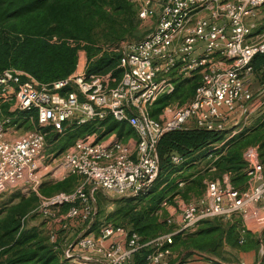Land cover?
I'll return each instance as SVG.
<instances>
[{"label":"built area","instance_id":"obj_1","mask_svg":"<svg viewBox=\"0 0 264 264\" xmlns=\"http://www.w3.org/2000/svg\"><path fill=\"white\" fill-rule=\"evenodd\" d=\"M129 2L139 22L153 19L154 26L142 40L122 43V76L115 87L106 88L102 78L87 81L77 68L67 79L51 84H40L13 69L0 73V105H8L10 114L29 115L27 120L38 127L9 139L14 120L0 108V196L26 187L40 199L36 211L48 219L69 205L62 220L85 225L62 251L63 258L75 264H133L134 256L143 250L148 251L146 264H163L172 255L173 236L193 231L203 221L245 215L252 205L264 204V180L243 191L228 181H209L203 197L186 204L176 219L166 220L175 229L172 233L143 242L137 233L112 225L102 226L97 235L90 232L94 192L127 198L152 186L159 172L157 146L164 135L184 130L190 123L195 129L217 132L237 127L264 97V85L255 93L249 88L255 77L252 61L264 55V32L257 40H249L264 0ZM194 75L200 81L190 100L165 107L157 119L150 116L156 100L175 91L176 76ZM67 88L71 90L62 94ZM108 117L132 130L134 145L114 133L82 136L60 161L67 175L82 177L83 184L72 193L39 196L47 138L63 135L70 123L80 127ZM250 153L244 157L249 180L263 171L257 153ZM172 162L180 160L172 157ZM56 240V235H49L51 244Z\"/></svg>","mask_w":264,"mask_h":264},{"label":"trees","instance_id":"obj_2","mask_svg":"<svg viewBox=\"0 0 264 264\" xmlns=\"http://www.w3.org/2000/svg\"><path fill=\"white\" fill-rule=\"evenodd\" d=\"M136 22H139L136 8L129 0H0V73L13 69L26 73L40 84H51L73 75L78 65V54L84 52V79L102 78L106 88H113L122 76L120 48L101 49L97 46L96 34L101 33L100 40L108 45H120L133 33ZM252 66L255 77L264 85V55H257ZM197 85L189 79L179 82L171 95L156 100L150 108V116L157 119L161 111L174 102L184 104L193 97ZM69 90H63L62 94ZM0 108L3 115L12 117L14 121L27 120L29 116L8 113L6 104ZM96 126L103 130L100 137L113 133L130 135L132 132L129 127L109 117L96 122ZM95 127L76 126L90 133ZM229 135L226 130L217 132L195 128L164 135L157 146L159 172L156 180L146 191L131 197L144 203V207L129 218L135 208L125 204L123 210L119 209L113 215L128 217L129 231L147 242L161 234V222L155 215L161 204L176 205L177 198L189 201L201 197L204 180L222 181V177L227 176L233 188L239 191L246 189L249 165L244 158L245 151L255 149L257 161L264 167V111L250 127L234 136ZM194 155H197L196 159H193ZM172 157H177L179 164H174ZM197 161L198 165L193 164ZM77 180V177L69 176L61 182L42 185L39 193L46 198L55 193H72ZM180 184L184 189L179 188ZM37 202L36 195L27 198L13 196L0 206V264H75L62 256L67 242L57 237L51 244L49 236L40 229L24 226L23 221L35 210ZM69 207L64 205L61 208L67 212ZM96 219L94 217L90 232H93ZM236 228H231V236ZM211 232L219 233L216 236L221 233L220 228L215 227L197 233L196 239L190 237L185 240L178 234L172 237L171 247L175 249L178 244L180 248L186 247L188 243L199 248ZM147 254V250L136 254L133 264H146Z\"/></svg>","mask_w":264,"mask_h":264},{"label":"rangeland","instance_id":"obj_3","mask_svg":"<svg viewBox=\"0 0 264 264\" xmlns=\"http://www.w3.org/2000/svg\"><path fill=\"white\" fill-rule=\"evenodd\" d=\"M153 26H154V20L153 19H149L147 21H142V22H136V27H135L133 33L126 37L125 41H123L124 44L135 43V42L142 40L145 37L146 32H148ZM96 37H97L96 40L98 39V42H97L98 45L97 46L103 50L112 49L115 47L121 48L123 46L121 42H120L121 43L120 45H116V46L108 45V44L104 43L103 41L100 40L102 36H101V33H99V32L96 34ZM78 60H79L78 61V65H79L78 70H81V68L83 67V64L86 60V55L84 52H79ZM189 80L192 83H199L200 77H199V75H194L193 77H190ZM262 111H264V97L260 101V106L254 111V113H252V115H250V117L248 119H246L245 121H242L237 127L231 128L230 130L226 129V131L230 132L229 136H234V135L238 134L242 129L250 127L251 124L256 120L257 116L260 115ZM226 128H228V126ZM36 130H38V127L34 121L17 119L15 121H13L12 129H11V132H10V135L8 138L14 139V138L22 136L28 132H33ZM82 130H83V128H76V126H74V124L70 123L67 125L66 132L62 136H58L59 140L56 143H54L53 135H50L48 137L46 147H45L44 152H43L45 159L42 162L43 163V170H41L40 175H44V177L41 180L40 186L50 185L53 183L61 182L67 178L68 175L66 174V172H64L62 169H60L61 168V161H60L61 156L66 152V150L68 148H70L73 145V143L77 139L81 138L84 135L90 134V132L88 130L87 131L84 130V132ZM233 132L235 133L234 135H232ZM116 136L118 139H120L122 141H126L129 136L134 137V134L128 135L126 133H123L122 136H119L117 134H116ZM252 151H253V153H254V151L256 152L255 149H252V148L247 149L244 153V157L247 154L249 155V152L252 153ZM46 157H49V158H46ZM257 163L260 165V163L258 161H257ZM201 168H203V165L200 167V169ZM83 182H84V179L79 178L77 180L76 184L72 188L73 189L77 188L78 186L82 185ZM179 188L184 189V185H179ZM85 189L88 191L91 189V187L85 186ZM204 189H205V186H204ZM38 194H39V196L42 197V195L39 193V190H38ZM31 195H36V194L29 192L26 187L10 189L0 196V206L9 202V199L13 196H15V197L20 196V197H24V198L26 197L27 198L28 196L31 197ZM92 196H93V200L91 201V204H92V207H93L94 213H95L94 217L97 218L96 224L93 226L92 234H94V235H97L99 229L104 225H112L114 227H122V228L129 231L131 229L129 222H128L129 218L133 217L134 215H137V213H139L138 211H140L141 208L144 207V203L141 204L140 202L135 201L134 198H131V197H127V198L121 197L120 198V197L114 196L112 194L103 193L101 191L94 192V194ZM36 197L38 198V202L36 203V205L34 207L35 210L28 216V218H26L23 221L24 226L25 227H37L46 236H49L50 234H54L58 238H60L63 242H65L66 240L64 238V232L61 230V226L63 224H70L69 222H65L64 220H62L66 211L63 208H61L59 210L58 214L55 215V218H53V219L45 218L41 214H39L38 211H36V209L38 208V206L40 204L39 197L37 195H36ZM193 199L195 200L196 198H191L189 201H184L181 198H177L175 200V202H176V206L178 205V209L175 206L174 207L177 209V212L179 213V210L182 209L183 206H185L189 202H192ZM119 200H125V201L123 203H116ZM125 204L129 205V207L135 208L129 214L130 215L129 218L128 217L123 218L122 215H119V216L113 215L117 210H119V209L123 210L124 207H126V206H124ZM159 210H163V209L160 208ZM249 213H250V215H249V218H250V217H254L256 212L252 208H250ZM260 216L261 215H259L258 217H260ZM263 217H261V218H263ZM249 218L247 215V219H249ZM256 218L257 217H254V219H256ZM167 219L168 218H166V217H163L161 219L158 218V220L161 222L160 223V226H161V234L160 235H167L169 233L174 232V230H175L172 225H168L166 223ZM84 226L85 225L81 222L74 221V220L72 221V229L73 230H72L71 234H73V235L71 236V238L70 237L67 238V244L69 242H71L76 237V235H78V233H80V231L84 228ZM249 227H251V222L249 223ZM158 236H156V237H158ZM180 246L181 245L178 244V246L175 247V249L172 248V252L179 250ZM178 257H179V255L176 256V258L173 260V262L177 261Z\"/></svg>","mask_w":264,"mask_h":264},{"label":"crops","instance_id":"obj_4","mask_svg":"<svg viewBox=\"0 0 264 264\" xmlns=\"http://www.w3.org/2000/svg\"><path fill=\"white\" fill-rule=\"evenodd\" d=\"M263 19H264V6L259 11V16L257 18V26H256V29L252 32V35L249 39L250 42L257 40V38L264 32V20ZM198 47L201 48V45H199ZM78 66L79 65H77V69H78ZM85 66H86V60L81 70L84 71ZM178 77L179 76H176V80H177L176 85L181 81L187 80V79L181 78V76L180 78ZM260 87H261V84L259 83L256 77L251 79V82L249 83V88L253 93L257 92ZM170 105L174 107L179 104L177 102H174ZM88 126L91 127L92 129L93 127L96 126V122L88 123L87 125L83 127L88 128ZM231 128H234L233 125L228 126L227 130L228 129L230 130ZM185 129H194V126L193 124L190 123L186 125ZM102 132L103 130H100L96 126L95 130H93L91 133H97L98 135H101ZM130 135H133V132H131ZM53 139H54V143H56L59 140L57 135H53ZM125 142H128L129 145L133 146L134 145L133 143L135 142V136L134 137L129 136ZM193 157H194L193 159H196L197 155H194ZM198 163L199 162L197 161L193 164L198 165ZM262 168H263V171L261 175L255 177L254 179L248 180L247 188L257 185L264 180V167ZM60 169L64 171L63 167H61ZM69 176H75L78 179L79 178L83 179L82 177L77 176V175H68L67 177ZM222 180L229 182L227 176H223ZM215 181H219V180H215ZM207 182L209 181L207 180L203 181L205 188H206ZM180 185H183V184H180ZM204 195H205V189L201 197H203ZM199 198H196L195 200L193 199L192 202L198 200ZM174 206L178 209V205L176 206L175 204L172 205V204L163 202L160 206V208H162L163 210H158L155 215L159 219L163 217L176 219L183 208L180 209L178 213L177 209ZM250 208H252L256 212L254 216V217H257L256 219H254V217L249 218ZM250 208L248 209L245 215L244 214L235 215L228 219L206 220V221L199 223V225L193 231H187V232L181 233L180 235L182 239L185 240L190 237H192L193 239L194 238L196 239L198 238L197 233H200L205 230H210L215 227H219L220 232H221L219 236H216L219 233L211 232L210 235L207 237V239H205L204 245L200 246L199 248H194V246L187 243L188 246L181 247L179 250L172 252V255L168 257L163 264H262L264 262V217H263L264 216V204H255V205H252ZM247 215L249 219H247ZM259 215L261 216L258 217ZM249 221L251 222V227H249V223H250ZM69 223L70 224H63L61 226V230L64 232V238L66 240L65 243L67 242V238L68 237L71 238V236L73 235L71 234L73 230L72 221H69ZM234 226H236L237 228L234 230L231 236L230 230ZM82 230L80 231V233L82 232ZM80 233H78V235ZM236 243L238 245H236ZM178 255H179L178 260L173 262V260Z\"/></svg>","mask_w":264,"mask_h":264},{"label":"water","instance_id":"obj_5","mask_svg":"<svg viewBox=\"0 0 264 264\" xmlns=\"http://www.w3.org/2000/svg\"><path fill=\"white\" fill-rule=\"evenodd\" d=\"M143 192V190H141L138 194H140V193H142Z\"/></svg>","mask_w":264,"mask_h":264}]
</instances>
